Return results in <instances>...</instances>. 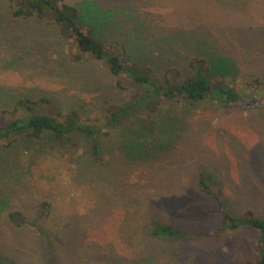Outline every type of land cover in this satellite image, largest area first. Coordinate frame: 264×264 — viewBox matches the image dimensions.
I'll return each instance as SVG.
<instances>
[{
  "label": "rangeland",
  "instance_id": "rangeland-1",
  "mask_svg": "<svg viewBox=\"0 0 264 264\" xmlns=\"http://www.w3.org/2000/svg\"><path fill=\"white\" fill-rule=\"evenodd\" d=\"M91 1L103 8L106 24L125 20L136 30L141 39L134 40L131 59L139 66L151 65L157 81L166 62L180 70L179 79L196 71L185 63L198 53L189 52L185 43L171 44L172 61H148V51L139 47L143 36L150 29L161 35L184 29L191 32L185 41L206 31L238 61L237 85L257 79L264 86V0ZM13 8L12 0H0V125L19 99L27 100L35 112L58 118L76 109L83 117L96 115L105 121L111 106L125 108L141 96L142 88L130 80L123 81L124 89L117 88L116 77L97 60L71 61L77 50L58 38L56 24L14 17ZM146 105L121 118L111 135L100 134L103 164L114 166L107 178L92 171L104 167L93 164L88 139L82 136L56 144L23 136L9 146L0 142L3 255L16 264H46L50 248L59 264H255L258 235L248 227L209 238L167 239L149 232L154 221L210 235L219 226L215 200L197 185L200 172L213 191L220 189L233 216L250 211L264 219L261 106L218 107L207 100H161L157 110ZM140 127L161 135L159 150L143 163H127L115 139ZM110 154L115 157L108 159ZM42 202L49 206L38 207ZM14 209L30 218L44 213L40 221L45 229L64 224L65 230L46 231L52 235L50 247L39 241L35 230L8 222L7 213Z\"/></svg>",
  "mask_w": 264,
  "mask_h": 264
},
{
  "label": "trees",
  "instance_id": "trees-1",
  "mask_svg": "<svg viewBox=\"0 0 264 264\" xmlns=\"http://www.w3.org/2000/svg\"><path fill=\"white\" fill-rule=\"evenodd\" d=\"M12 2L14 17H35L38 20L56 24L58 38L66 40L70 48L74 47L77 50L76 53L70 55L71 61L97 60L109 76L116 77L114 85L117 88L124 89L123 81L130 80L139 85L143 92L139 98L125 108L113 109L111 106L105 121H101V117L96 115L83 117L76 109L58 118L51 113L35 112L31 105L26 104L27 100H16L8 111V121L0 125V142L7 141L6 146L13 143L19 136L38 143L48 138L54 141V144L68 142L74 136H82L88 139L87 148L93 164L100 163L104 167L92 171L103 172L104 178H107L114 166L103 164L105 160L101 155L100 134L111 135V131L121 118L132 116L131 111L144 106L145 103L152 110H157V104L161 100H182L188 103L207 100L218 107H230L238 103L252 108L261 106L264 113V86L257 79L243 81L237 85L238 61L234 60L217 39L206 31L199 33L198 38L194 37L192 41H185V34L191 33L190 31L185 32L181 29L176 32L173 30L174 32L170 31L171 33L161 35L148 28L150 31L143 36L146 38L140 42L144 48L139 46L144 52L148 51L146 52L148 61L162 59V57L172 61L168 57L170 52L167 48L171 44L185 43L183 46L188 48L189 52L198 53L185 63L186 67L196 71L179 79L180 70L167 66L166 62L161 79L157 81L154 77L155 69L151 65L139 66L131 59L134 40L141 39L134 35L136 30L129 27L130 23L125 20L119 22L122 26H119L117 21L106 24V19L102 16L103 11H101L103 8L95 2L91 0H80L74 4L63 0H12ZM89 5L91 7H88ZM136 34L139 35V33ZM105 39L109 40L105 41ZM154 52L157 56L153 54ZM254 83L260 84V87L255 89ZM37 102L33 101V104ZM105 127H109V130L104 132ZM140 128L126 133L122 132L121 136L115 139L116 143L120 144L122 158L127 163H143L159 150L158 139L161 135H155L153 128ZM54 156L56 155L51 157ZM113 157L115 155L110 154L108 159ZM19 180L21 179L15 178V181L19 182ZM197 185L203 193L213 197L220 210V224L213 230V235L205 231H192L182 226L159 221L152 223L149 233L154 237L167 239H183L189 236L209 238L217 236L223 230L235 231L248 227L255 230L258 235L255 264H264V219L254 216L250 211L240 217L233 216L222 201L220 189L213 191L203 172L197 175ZM43 206L49 205L47 202L38 205V207ZM43 216L44 213L39 212L38 216L30 218L20 209L10 210L7 213L8 222L12 226L35 230L33 232L38 235L39 241L46 240L47 245L51 247L52 235L46 231H64L65 226L63 224L60 229L54 230L45 229L40 221ZM46 254L48 256L46 264H59L50 248L47 249ZM0 264H16V261L0 252Z\"/></svg>",
  "mask_w": 264,
  "mask_h": 264
}]
</instances>
